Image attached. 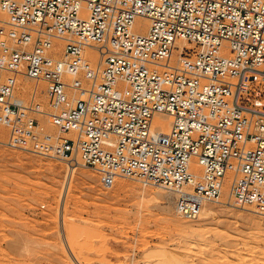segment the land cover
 Wrapping results in <instances>:
<instances>
[{
  "label": "built area",
  "instance_id": "obj_1",
  "mask_svg": "<svg viewBox=\"0 0 264 264\" xmlns=\"http://www.w3.org/2000/svg\"><path fill=\"white\" fill-rule=\"evenodd\" d=\"M0 11L11 148L162 189L185 220L223 188L264 218V0H0ZM138 17L145 32L133 29ZM93 44L95 67L82 58ZM17 72L45 84L48 119L72 138L51 146L11 101L6 76ZM154 114L172 120L164 144L150 137Z\"/></svg>",
  "mask_w": 264,
  "mask_h": 264
},
{
  "label": "rangeland",
  "instance_id": "obj_2",
  "mask_svg": "<svg viewBox=\"0 0 264 264\" xmlns=\"http://www.w3.org/2000/svg\"><path fill=\"white\" fill-rule=\"evenodd\" d=\"M8 75L14 103L30 111L49 144L69 136L44 116L45 84ZM9 142L0 126V264H264V218L208 203L209 213L185 220L172 197L158 195L169 194L163 190Z\"/></svg>",
  "mask_w": 264,
  "mask_h": 264
},
{
  "label": "bare ground",
  "instance_id": "obj_3",
  "mask_svg": "<svg viewBox=\"0 0 264 264\" xmlns=\"http://www.w3.org/2000/svg\"><path fill=\"white\" fill-rule=\"evenodd\" d=\"M0 15H2L5 19H3V17L0 16V20H6V15L4 14V12L0 11ZM149 25V22L146 18L144 17H138L136 20H135V26H134V31H140V32H145L147 30V27ZM181 45V44H180ZM92 47H96V45H92L91 47H87L83 50L82 52V58L84 61H87L89 62V64L92 66V67H95L97 65V63H99V56H98V53L97 51L92 48ZM63 49H64V43L61 41V40H53L52 41V46H51V55L53 56V58L55 60H60L62 54H63ZM49 51V52H50ZM18 73V72H17ZM8 74H14V73H8ZM7 74V75H8ZM7 77V76H6ZM11 82L13 84L12 88H11V101L14 103L13 101V91H14V82L13 80L11 79ZM121 88L125 89V85L124 84H121L120 86ZM31 89V88H30ZM32 95H36L37 94V87H36V84L32 86ZM44 95H45V92H44ZM45 105H46V110L43 111L44 112V116L48 119V107H47V99H46V96H45ZM20 109L22 110V108L20 107ZM35 110L36 111H42L41 110V107L40 106H36L35 107ZM31 117V116H30ZM166 118V119H165ZM171 118L169 117V115H166V114H154L152 119H151V125H150V137L152 139H154L155 141H157V143H160V144H164L167 142L168 138H169V133H170V129H171V126H172V120H170ZM49 121V119H48ZM50 123V121H49ZM51 124V123H50ZM39 126V125H38ZM54 127V126H53ZM40 129V128H39ZM56 129V128H55ZM41 130V129H40ZM58 131V130H57ZM58 133H60L58 131ZM62 134V133H60ZM62 135H69L67 137H64V138H72L73 135L70 134V133H66V134H62ZM50 138V137H49ZM51 139V138H50ZM7 146L10 147V144L7 143ZM56 146V145H55ZM14 149V148H12ZM16 150V149H15ZM19 151V150H18ZM44 158H49V157H44ZM51 158V157H50ZM58 160V159H57ZM74 165H80V164H77L75 163ZM83 167V166H82ZM191 172L195 175H197L199 172H200V168L194 164L192 165L191 167ZM104 174V173H103ZM159 189V188H158ZM162 191V189H160ZM159 190V191H160ZM164 192V191H163ZM166 192V191H165ZM168 193V192H167ZM166 194V193H165ZM159 196L161 197H172V201H173V194L169 193V194H166L167 196H165L164 194L162 193H159L158 194ZM227 196V197H226ZM224 200L226 198V204L220 202V200ZM169 204V203H168ZM171 204V203H170ZM174 204V203H173ZM214 204H218V205H221V206H224V207H234V208H237L235 206H233L232 204L229 203V200H228V194H227V188H223L222 190V193L217 201V203H212L210 205H214ZM210 205H208V203H205L202 205L201 207V210H204V212L206 213H209L211 211V207ZM229 206V207H228ZM175 209V208H174ZM237 209H240L242 211H245L247 212L248 214H252L250 212V210L248 209H243V208H237ZM175 213H176V210H174ZM200 214V213H199ZM177 215L178 217H180L177 213L175 214ZM254 215V214H252ZM199 216V215H198ZM181 218V217H180ZM198 218V217H197ZM196 219H193V220H189V221H195L197 220ZM173 224V223H172ZM183 226V225H182ZM261 229V228H260Z\"/></svg>",
  "mask_w": 264,
  "mask_h": 264
}]
</instances>
